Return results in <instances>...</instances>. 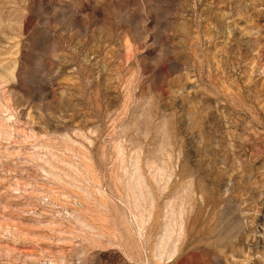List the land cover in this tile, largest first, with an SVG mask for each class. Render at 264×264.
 <instances>
[{"label": "rangeland", "instance_id": "rangeland-1", "mask_svg": "<svg viewBox=\"0 0 264 264\" xmlns=\"http://www.w3.org/2000/svg\"><path fill=\"white\" fill-rule=\"evenodd\" d=\"M0 264H264V0H0Z\"/></svg>", "mask_w": 264, "mask_h": 264}]
</instances>
